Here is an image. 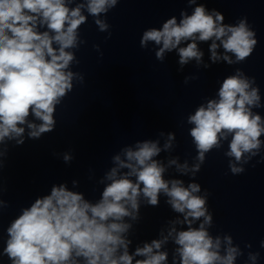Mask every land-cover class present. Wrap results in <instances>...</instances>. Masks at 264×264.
<instances>
[{
  "label": "clouds",
  "instance_id": "1",
  "mask_svg": "<svg viewBox=\"0 0 264 264\" xmlns=\"http://www.w3.org/2000/svg\"><path fill=\"white\" fill-rule=\"evenodd\" d=\"M117 4L118 0H83L72 7L71 0H0V158L7 156L9 141H15V146L25 143V125L27 137L33 140L55 130L57 106L73 91L74 79L80 84L84 81L81 73L70 70L74 61L80 63L72 50L86 42L80 39L79 30L91 16L100 32H108L105 39H110L106 17ZM188 4L197 5V0H188ZM180 17L178 22L172 16L162 27L148 28L142 34L141 47L154 42L158 46L155 57L160 62L166 52L176 50L181 68L192 60L199 65L204 53L197 41H211L212 63L223 60L229 65L241 64L257 45L247 17L235 25L225 24L221 12L209 11L205 3L195 6L190 15L182 11ZM45 27L47 30H39ZM182 42L186 46L181 47ZM93 47L99 50V45ZM221 47L223 54L218 53ZM254 83L255 77L249 79L237 68L234 75L223 80L218 99L208 100L188 116L187 122L193 125L189 135L197 153L191 166L187 160L179 163L178 157L169 159L167 166L154 159L162 150L172 148L173 133L168 134L163 148L158 140L124 147L112 157L115 166L100 180L104 187L98 201L90 202L65 183L53 185L50 194L37 197L10 222L0 256H6L10 264H168L169 253L163 249L171 240L176 246L172 264H236L244 253L234 245L232 235L210 234V193L205 189L200 194L201 185L195 176L207 154L220 149L222 141H229L224 155L232 158L228 167L233 175L243 174V165L260 155L264 118L253 109L264 108V104ZM30 116L40 123L30 121ZM72 159L71 154H63L65 163ZM173 165L181 175H190L192 182L185 186L181 179H165L167 167ZM3 167L4 160L0 159V170ZM161 195L183 219L168 221L166 235L162 228L159 239L130 251L133 224L128 221L140 220L141 200L147 206L159 207ZM0 207L9 205L0 201ZM176 225L186 228L177 230ZM245 247L252 245L246 243ZM260 248H264V240ZM259 258L258 251L248 253L252 264Z\"/></svg>",
  "mask_w": 264,
  "mask_h": 264
},
{
  "label": "water",
  "instance_id": "2",
  "mask_svg": "<svg viewBox=\"0 0 264 264\" xmlns=\"http://www.w3.org/2000/svg\"><path fill=\"white\" fill-rule=\"evenodd\" d=\"M200 3H205L209 11L221 12L225 24L235 25L247 17L258 42L245 62L212 63L211 41H197L204 53L201 64L192 60L182 68L176 50L166 52L164 61L160 62L155 57L158 46L154 42L141 47L145 30L162 27L172 16L179 22L182 11L190 15ZM197 5H189L188 0H120L109 21L111 38L106 40L108 32L103 33L97 44L99 50H94L82 74L83 84L77 83L55 130L8 202L9 207L0 214V253L6 246L10 222L37 197L50 194L53 185L65 183L70 190L82 192L90 202L98 201L104 187L100 180L115 166L112 157L137 141L158 140L163 148L168 134L173 133L172 148L162 150L154 159L167 166L169 159L178 157L179 163L187 160L191 166L197 153L189 135L193 125L187 118L201 104L218 99L223 80L234 75L237 68L249 79L255 77L252 86L259 87L264 104V0H197ZM180 46H186V42ZM223 51L222 47L218 49L220 54ZM204 64L209 67L205 68ZM186 78H189L187 83ZM253 111L264 118V108ZM228 142L222 141L220 149L207 154L195 176V182L201 185L200 194L205 189L210 193L208 206L213 213V224L209 232L213 236L232 235L234 245H239L244 253L236 264H252L247 259L248 253L257 251L260 258L256 264H264V248H260V241L264 240V160H261L264 148L259 156L243 165V174L233 175L228 167L232 158L224 155ZM65 153L73 156L70 163L64 162ZM164 176L181 179L185 186L192 182L190 175H181L174 165L167 167ZM159 199V207L147 206L141 200L140 220L128 221L133 224L129 233L133 241L130 251L137 245L143 246V242L159 239L162 228L166 235L168 221L183 219L165 202L166 197L161 195ZM198 224L199 221L193 226ZM176 227L183 230L186 225ZM246 243L252 247L246 248ZM175 247L171 240L164 246L163 250L169 253L168 264H172ZM0 264L10 261L0 256Z\"/></svg>",
  "mask_w": 264,
  "mask_h": 264
}]
</instances>
